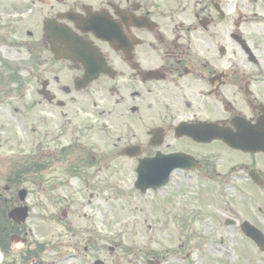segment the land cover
Returning a JSON list of instances; mask_svg holds the SVG:
<instances>
[{"label": "flooded vegetation", "instance_id": "obj_1", "mask_svg": "<svg viewBox=\"0 0 264 264\" xmlns=\"http://www.w3.org/2000/svg\"><path fill=\"white\" fill-rule=\"evenodd\" d=\"M19 1L0 0V46L47 54L37 71L21 61L7 79L25 100V121L33 125L30 108L43 113L37 112L39 171L53 168L49 159H90L102 167L109 159L166 158L181 166L166 186L178 176L209 180L231 198L223 224L264 234V149L222 139L264 132V0H169L164 7L156 0H26L39 16L35 30L25 28ZM64 11L77 22L60 19ZM47 20L53 35L68 26L86 45V65L50 55ZM34 93L38 98L29 103ZM47 115L57 124L54 134ZM98 132L102 143L92 138ZM17 179L7 178L0 188V264H136L115 244L104 252L94 234L81 245L46 236L34 221H15L10 211L35 196ZM37 191L63 205L62 217L77 207L75 195ZM28 208L27 219H35ZM80 246L83 253L66 252Z\"/></svg>", "mask_w": 264, "mask_h": 264}, {"label": "rangeland", "instance_id": "obj_2", "mask_svg": "<svg viewBox=\"0 0 264 264\" xmlns=\"http://www.w3.org/2000/svg\"><path fill=\"white\" fill-rule=\"evenodd\" d=\"M156 2L164 7L170 1ZM26 3L22 0L15 6L21 9L27 21L25 28L35 30L39 16L31 12ZM0 53L1 59L12 64L15 72L20 67L18 62L23 61L28 68L37 71L38 61L45 59V53L26 54L15 47L3 46ZM45 56L47 58V54ZM11 75L0 61V76L7 79ZM2 88L14 92L12 84L4 83L0 85ZM10 93L0 91V188L8 185L7 178L14 177L20 180L19 188L35 192L25 203L31 206L30 215L36 218L27 220L36 222L46 236L60 235L58 239L63 242L76 241L83 245L82 239L94 234L104 243V252L107 246L115 244L118 252L126 259H134L136 264H146L147 259L158 260L161 264H264V253L238 227L223 224L229 215L224 208L231 198L215 191L209 180L172 177L168 186L141 193L134 186L136 163L127 158L109 159L102 167L90 159L87 162L76 159L69 163L70 167L64 159L63 162L52 158V161L47 159L46 165L53 168L47 171L45 166L39 171L41 124L38 125L37 115L43 113L39 106L30 108L29 118L33 125L25 121L22 107L25 100L18 95L15 99ZM37 98L34 93L26 100L32 103ZM46 117L49 120L45 125H50L49 132L54 134L53 127L57 124L50 115ZM29 124L32 128L26 127ZM102 134L93 133L92 138L101 142ZM38 189H50L53 194L62 196L75 195L77 207L67 217H62L63 205L52 196L41 195ZM91 191L93 197L89 198ZM2 219L0 222L4 223ZM204 220L209 228L204 229ZM66 252L83 253V249L80 246L77 251L69 249Z\"/></svg>", "mask_w": 264, "mask_h": 264}, {"label": "water", "instance_id": "obj_3", "mask_svg": "<svg viewBox=\"0 0 264 264\" xmlns=\"http://www.w3.org/2000/svg\"><path fill=\"white\" fill-rule=\"evenodd\" d=\"M61 17L76 21L75 17L69 12L62 13ZM53 28L52 23L47 21L45 26V37L47 39H50V37L53 36ZM55 32L56 34L54 37L61 46L55 47L54 44L51 45V52L54 54V57H58L59 52L66 57H72V55H74L73 53H75L78 60L87 64L88 54L85 50V44L80 40L78 41L68 28L62 27L60 32L58 29H55ZM225 140L230 144L239 143L243 147L264 148V132L261 131L247 132V134L241 138L225 137ZM166 163L167 162L162 159L140 162L136 169V187L141 191H145L148 187H157L163 184L166 181L169 171ZM11 214L14 220L21 221L26 216V207L14 209ZM244 232L254 240L260 250L264 251V236L258 230L245 228ZM148 264L152 263L148 262Z\"/></svg>", "mask_w": 264, "mask_h": 264}, {"label": "bare ground", "instance_id": "obj_4", "mask_svg": "<svg viewBox=\"0 0 264 264\" xmlns=\"http://www.w3.org/2000/svg\"><path fill=\"white\" fill-rule=\"evenodd\" d=\"M69 20H70V21H73V20H71V19H69ZM204 224H205V225H204V227H205L204 229H206V227L209 228L208 222H207L206 220H204Z\"/></svg>", "mask_w": 264, "mask_h": 264}]
</instances>
